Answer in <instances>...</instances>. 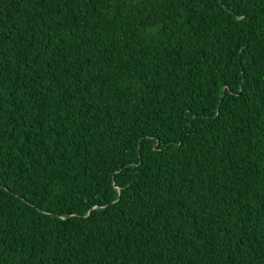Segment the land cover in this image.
<instances>
[{
	"label": "trees",
	"instance_id": "trees-1",
	"mask_svg": "<svg viewBox=\"0 0 264 264\" xmlns=\"http://www.w3.org/2000/svg\"><path fill=\"white\" fill-rule=\"evenodd\" d=\"M0 264H264V0H0Z\"/></svg>",
	"mask_w": 264,
	"mask_h": 264
}]
</instances>
